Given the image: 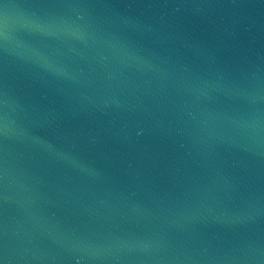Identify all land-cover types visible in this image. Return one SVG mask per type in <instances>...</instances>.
Instances as JSON below:
<instances>
[{"label": "water", "instance_id": "95a60500", "mask_svg": "<svg viewBox=\"0 0 264 264\" xmlns=\"http://www.w3.org/2000/svg\"><path fill=\"white\" fill-rule=\"evenodd\" d=\"M0 264H264V0H0Z\"/></svg>", "mask_w": 264, "mask_h": 264}]
</instances>
